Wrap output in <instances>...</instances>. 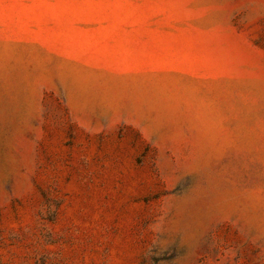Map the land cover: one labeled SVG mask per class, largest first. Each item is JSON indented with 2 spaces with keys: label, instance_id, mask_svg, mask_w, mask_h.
I'll return each mask as SVG.
<instances>
[{
  "label": "rangeland",
  "instance_id": "374dc122",
  "mask_svg": "<svg viewBox=\"0 0 264 264\" xmlns=\"http://www.w3.org/2000/svg\"><path fill=\"white\" fill-rule=\"evenodd\" d=\"M0 264H264V0H0Z\"/></svg>",
  "mask_w": 264,
  "mask_h": 264
}]
</instances>
